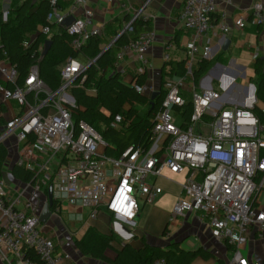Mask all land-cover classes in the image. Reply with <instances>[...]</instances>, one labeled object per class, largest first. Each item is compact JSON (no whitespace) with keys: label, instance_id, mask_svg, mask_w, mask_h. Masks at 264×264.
Returning <instances> with one entry per match:
<instances>
[{"label":"built area","instance_id":"obj_1","mask_svg":"<svg viewBox=\"0 0 264 264\" xmlns=\"http://www.w3.org/2000/svg\"><path fill=\"white\" fill-rule=\"evenodd\" d=\"M86 1L71 0L62 7L60 0H49L48 23L40 26L39 32L50 39L51 24L62 26L71 36L72 46L81 49L92 36L102 35V28L94 25L91 9L76 14ZM219 1L231 0H184L180 21L193 32L186 45L185 72L165 80V96L146 141L126 147L117 156L105 153L107 144L97 129L73 118L77 104L73 88H86L87 69L97 58L87 57L86 63H80L70 57L61 67V81L55 89L41 78L38 61L19 84L17 66L8 58L0 59V142L10 149L16 147L17 163L33 171L36 179L23 189H13L5 178H0L3 258L9 260L8 255L14 254L24 264H64L69 258V254L56 251L53 239L42 231L41 213L27 196L28 187L41 191L50 181L55 198L52 213H58L65 202L87 209L90 219H96L99 210H106L113 222L124 230H133L142 205L154 203L164 192L156 179L174 180L167 171L184 176L182 181L174 180L183 191L174 214L196 213L199 220L210 225L214 238L234 246L235 254L228 264H264V258L251 260L240 253L252 239L264 238V206L258 201L264 190V122L254 111L256 85L246 72L236 76L232 66L220 62L199 74L195 72L199 59L213 60L217 55L218 46L207 35ZM106 2L134 12L125 32L135 19L149 20L145 6L132 9L128 0ZM2 12L7 19L10 7L4 5ZM251 16L253 23L264 22L260 3L252 7ZM69 17H74L71 24L64 25ZM225 18L224 12L222 45L229 31ZM235 24L244 28L246 19L237 17ZM155 40L156 33L150 29L122 44L116 54L119 72L125 73L119 63L130 53L141 63V71L152 69L147 53ZM24 45L28 47L30 42ZM164 60L170 61L169 53ZM215 82L221 96L214 89ZM133 86L141 94L150 89L146 84ZM86 90L95 92L93 88ZM9 101L17 102V112L10 109ZM122 122L123 115L117 112L111 126L119 128ZM56 156L59 161H55ZM25 247L34 249L40 261L27 257ZM152 264H165V259L158 258Z\"/></svg>","mask_w":264,"mask_h":264},{"label":"crops","instance_id":"obj_2","mask_svg":"<svg viewBox=\"0 0 264 264\" xmlns=\"http://www.w3.org/2000/svg\"><path fill=\"white\" fill-rule=\"evenodd\" d=\"M14 1L20 0H0V11L6 4L11 10ZM69 1L62 0V3L65 5ZM128 3L132 9H140L145 6V13L150 16L151 29L156 33V40L147 53V58L153 68L145 71L147 73L145 84L150 87L145 94L151 98L154 91L158 90L161 85L162 71L167 65L164 55L169 53L171 61L186 59V45L190 41L193 32L186 29L180 21L184 0H128ZM256 3H260L264 8V0H231L228 3L219 1L217 10L212 17V29L207 35L211 38L213 45L218 46L213 63L220 62L232 66L236 76H240L244 72L247 73L249 68L254 69L258 56L264 58V22L261 24L253 23L251 16L252 7ZM86 8L93 11L94 25L102 28V35L106 39V43L102 44V48L114 41L128 23L127 15L132 18L134 13L123 11L117 4L108 5L106 0H88L85 6L78 9L76 14L82 15ZM224 12L226 13L224 20L229 25L226 39H230V44L227 49H224L226 42L222 45L225 38V32L221 28ZM240 16L246 19L244 28H239L235 24V19ZM219 56L222 57L220 60L217 59ZM84 58L87 62L88 58L86 56ZM200 60L197 61V66ZM119 66L125 71L122 76L126 81H131L133 75L143 72L140 70L141 63L133 53L120 60ZM1 80H3V76L0 74ZM239 81L244 80L239 79ZM187 97H190V93H187ZM9 106L13 111L17 112L19 110L16 101H9ZM18 158L19 151L16 147L9 148L4 178L8 186L13 189H23L28 185V183L16 179L11 174L12 165L17 163ZM165 173L171 175L177 181L184 179L183 175H172L167 171ZM174 180L166 177L156 179V183L162 186L164 192L154 203H144L142 205L138 225L133 230H124L121 225L113 222L111 215L106 210H99L97 218L90 219L87 209H81L66 202L58 213H52L47 222L41 224V229L53 239L56 251L69 254V258L64 264H113L91 254H86L78 247L76 241L82 240L91 227L104 234L114 235L115 238L112 244L117 248H121L122 245L128 242L139 247L142 246V240L163 248L171 243L179 242L183 248L193 250L204 247L215 255V258L210 260L198 257L193 264H218V259L223 260V264H228L235 254L234 246L214 238L210 225L199 220L196 213L174 214L175 203L178 197L183 194L181 186ZM45 190L43 186L41 191L30 187L26 191L39 214L47 202ZM258 201L260 205L264 206V190L260 193ZM229 246L231 248H228ZM243 250L246 252L244 255L251 260L263 259L264 238L252 239ZM106 254L110 258L116 256L115 250L111 248L107 249ZM8 257L9 260L3 258L0 254V264H24L14 254H9Z\"/></svg>","mask_w":264,"mask_h":264},{"label":"trees","instance_id":"obj_3","mask_svg":"<svg viewBox=\"0 0 264 264\" xmlns=\"http://www.w3.org/2000/svg\"><path fill=\"white\" fill-rule=\"evenodd\" d=\"M71 3L63 4L67 7ZM50 9L49 0H20L14 1L7 19H4L0 11V59L8 58L17 66L19 71L18 83L23 84L31 65L38 61L41 78L53 89L57 88L61 81V67L70 58L86 56L90 59L97 58L95 64L87 69L86 88H93L95 92H88L86 88L74 86L73 94L76 98V107L73 110V118L76 122L87 121L102 135L107 144L105 153L117 156L126 147L132 144L145 142L149 136L153 124V118L159 109L165 96L163 88L167 79L182 75L185 72L186 59L166 62L162 71V80L159 87L160 94L151 101L146 94L137 92L133 84H145L147 73L133 75L131 81H126L116 67V54L122 44L129 38H136L142 32L151 29L150 21L142 17L135 19L125 33L111 45L101 56L102 44L106 43L103 35L92 36L81 48L75 49L71 44V36L66 33L62 26L51 24L53 41L46 56L40 53V47L48 40L47 36L39 32L40 26L46 25L47 15ZM128 22L131 21L127 15ZM118 34V33H116ZM25 41L30 45L26 47ZM219 56L217 59L220 60ZM197 64V63H196ZM213 64V60L201 59L196 65V74L206 70ZM250 80L256 85V97L258 104L254 111L264 122V58L258 56ZM9 86L12 87L11 84ZM140 106H146L141 110ZM120 112L123 122L119 128L111 126L113 115ZM9 157V147L0 142V178H4V169ZM11 174L16 179L25 183H35V174L25 165L15 163L12 165ZM49 183L45 184V193H48ZM55 207V204L53 208ZM114 235L104 234L98 229L91 227L82 240H77L78 247L86 254L101 258L113 264H152L156 259H165V264H193L194 260L202 257L205 260L215 258V255L199 247L193 250L183 248L181 243L174 242L163 248L142 240V246L136 247L128 242L121 248L114 247L112 241ZM114 249L115 258H110L106 251ZM228 248H231L230 246ZM25 255L39 262L40 258L32 248H24ZM218 264L223 260L218 259Z\"/></svg>","mask_w":264,"mask_h":264},{"label":"water","instance_id":"obj_4","mask_svg":"<svg viewBox=\"0 0 264 264\" xmlns=\"http://www.w3.org/2000/svg\"><path fill=\"white\" fill-rule=\"evenodd\" d=\"M74 17H69L67 20L64 21V25H70ZM125 33V28L117 35V37L114 39V41L110 44L107 45L106 47L103 48L102 52L100 53L99 56H101L105 51H107L111 45L120 38V36ZM53 41L51 39L46 40L44 49L41 53V55L44 57L47 55L49 52L51 45ZM230 44V39H226V44L224 45V49H227ZM98 58V57H97ZM160 94V91L156 90L154 91L151 99L154 100L158 95ZM55 198H54V188L53 185H50L48 187V194H47V202L44 206V209L42 210L40 214V222L41 224L47 222V220L52 216V207L54 206Z\"/></svg>","mask_w":264,"mask_h":264},{"label":"rangeland","instance_id":"obj_5","mask_svg":"<svg viewBox=\"0 0 264 264\" xmlns=\"http://www.w3.org/2000/svg\"><path fill=\"white\" fill-rule=\"evenodd\" d=\"M78 61L80 63H85L86 62V59L84 58V56L80 55V57L78 58ZM224 65L227 66V64H224ZM253 72H254L253 69L249 68V70H247V76L249 77L250 75H252ZM241 82H244V81H241ZM214 89H215V91H216V93L218 95L221 96L223 94L222 91L219 89V86H218V83L217 82L214 83ZM146 108H147L146 106H140V109L141 110H145ZM59 160H60V157L59 156H56L55 161H59ZM46 195H47V193H46ZM262 200H263V198L261 199V201ZM138 219H139V216H138L137 220ZM240 253H242V255H244L246 252L244 250H242V251H240Z\"/></svg>","mask_w":264,"mask_h":264}]
</instances>
